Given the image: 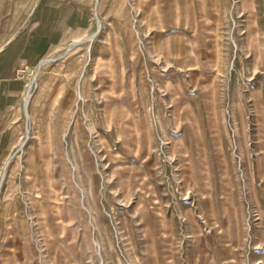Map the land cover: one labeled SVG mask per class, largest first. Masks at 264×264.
<instances>
[{"label":"rangeland","instance_id":"obj_1","mask_svg":"<svg viewBox=\"0 0 264 264\" xmlns=\"http://www.w3.org/2000/svg\"><path fill=\"white\" fill-rule=\"evenodd\" d=\"M37 1L0 3V46ZM84 7L20 72L0 264H264V0Z\"/></svg>","mask_w":264,"mask_h":264},{"label":"crops","instance_id":"obj_2","mask_svg":"<svg viewBox=\"0 0 264 264\" xmlns=\"http://www.w3.org/2000/svg\"><path fill=\"white\" fill-rule=\"evenodd\" d=\"M1 2L10 4L13 0ZM22 2L29 4L31 0ZM85 3L86 0H38L32 12L30 7L25 9L26 23L23 22L17 35L14 34L0 46V174L17 145L15 124L20 115V99L26 89L25 76L20 72L30 73L55 47L80 31V27L88 22ZM31 16L33 33H30ZM5 201L7 199L0 204V223L10 220Z\"/></svg>","mask_w":264,"mask_h":264},{"label":"bare ground","instance_id":"obj_3","mask_svg":"<svg viewBox=\"0 0 264 264\" xmlns=\"http://www.w3.org/2000/svg\"><path fill=\"white\" fill-rule=\"evenodd\" d=\"M98 25H99V30H100V23H99ZM95 37H96V35H95V36H92L91 38L88 39V41L91 43V42L94 40ZM44 63H46V62H43L41 65H43ZM41 65H40V66H41ZM39 68H40V67H39ZM38 70H39V69H37L36 74H35V79H34L35 82H36V79H38V78L40 77V73H39ZM29 90H30V89H29ZM81 100H83L82 97H81ZM30 101H31V94H30L29 91H28L27 95H26L25 98H24V109H25L26 116H27V119H28V120L31 119V115L28 114V109H29ZM28 133H29V131H28ZM28 133L26 134V139H27V137H28ZM25 144H26V140H25V141H22V142L20 143V148H19V150H22V148L25 146ZM4 172H5V171H4ZM5 173H6V172H5ZM5 175H6V174H3L2 179H1V183L5 182V179H6V176H5Z\"/></svg>","mask_w":264,"mask_h":264}]
</instances>
